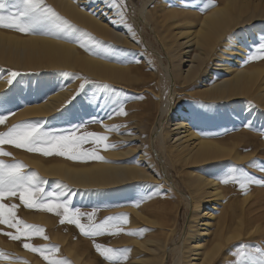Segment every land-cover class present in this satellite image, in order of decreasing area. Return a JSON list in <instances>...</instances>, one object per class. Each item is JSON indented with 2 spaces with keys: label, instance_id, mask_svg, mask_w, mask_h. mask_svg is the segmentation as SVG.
Masks as SVG:
<instances>
[{
  "label": "rangeland",
  "instance_id": "374dc122",
  "mask_svg": "<svg viewBox=\"0 0 264 264\" xmlns=\"http://www.w3.org/2000/svg\"><path fill=\"white\" fill-rule=\"evenodd\" d=\"M124 2L126 4L124 18L117 16L115 24L111 27L114 31L123 33V37H117L113 34L101 35L75 21L62 10L58 0H45L47 6L53 8L81 32L89 33L91 37H85L87 48L81 47L74 40L65 39L62 34L56 38L75 45L81 54L93 55L118 64L124 68V75L112 79L87 73L78 66L23 69L0 62V79H4L0 86V115L14 113L8 115L5 123L0 125V132H6L9 127L22 121L39 123L45 131H54L58 134L67 133L80 125L81 127L76 130L77 135L84 132L106 134L107 144L116 145L113 149L117 152L123 151L125 154L111 157L103 150V145L92 143L81 145V150H95L98 156L113 162L137 164L143 172L154 174L155 171L158 180L135 175L130 178L123 177L124 179L103 186L77 185L64 177L43 174L29 160L37 158L43 162L62 161L80 166L89 165L98 159L71 160L57 154L44 156L8 144L0 147L12 155L0 159L6 163L22 161L27 166L25 172L35 171L43 179L45 182L43 187L47 192L70 193L66 198L71 200L72 207L79 208L84 213L95 210L94 219L97 222L109 216L127 213L129 222L122 225L123 232L94 238L96 243L113 249H130L126 260L114 264H129L133 256L147 253L146 250L140 249L137 241L152 238L159 244L170 247L173 242L181 240L188 229L191 215V207L185 200V195H189L191 188L189 172L194 170L198 173L212 174L219 183L223 197L214 210L215 220L207 243L210 244L218 227H222L224 236L230 234L234 236L232 240L223 241L222 249L211 264H234L237 253L241 251L249 256H258L257 249H264V186L250 184L245 194L238 183L224 184L218 177L235 168V175L241 179L244 178L241 172L257 180L264 179L262 170L264 108L250 97L211 100L200 97L196 91L197 86L206 83V75L212 73L210 82L224 75L222 71L215 69L214 64L216 62L225 64L230 58L236 57L229 48L234 46L232 38L238 34L241 36L237 41L245 46L242 65L256 66L264 70V59L248 60V54L256 48L261 39H264V14L258 18L251 17L232 28L217 44L214 56L203 66L202 69L203 71L205 69L207 74L202 73L197 82L189 85L180 86L182 84L176 80L174 95L172 85L167 79V71H171L177 63V53L181 49L171 36L179 26L174 24L175 19H185L181 24L189 26V20L197 21V15L222 5L225 0H183L180 3L153 0L149 5L148 24L143 26L138 13L142 0ZM166 9L175 12L169 13ZM0 30L26 35L12 29ZM164 45L169 47V51ZM185 64H182V70L186 68ZM11 72H17L19 75L9 85L7 81ZM81 85L84 86L83 92L80 91ZM66 88L69 90L68 96L53 110L46 113L23 114L26 103L31 106L36 102L45 101L50 94ZM73 96H76L75 100H72ZM97 100L99 103H96ZM114 101L123 103L127 115L113 114L109 118V114L116 106ZM169 102L172 103L170 108L167 107ZM174 103L184 108L191 119V124L201 136L224 142L233 148V152L239 151L242 159L235 160L227 156L189 165L187 162L173 159L172 156L168 157L162 140L158 137L159 133L156 132L162 130V127L166 128L169 121L175 118ZM156 123L158 127L154 129ZM112 125L121 127L118 131H108L105 127ZM142 150L147 154L149 165L139 160ZM253 160L256 161L254 165L250 163ZM138 200L141 201L139 206H134ZM4 203L18 205L16 209L18 218L28 224L42 226L48 239L33 237L28 241H24L23 238L12 240L7 235L0 234V250L9 256V259H0V264H24V261H27V264H47L39 253L24 249L23 242L35 246H60L56 255L67 259L70 264H77L74 260V250L78 251L89 264H109V261L96 251L93 238L82 235L75 225L61 224L60 217L53 213L26 208L18 196L8 197ZM135 209L140 212L139 215L133 212ZM81 222L87 224V218L83 217ZM130 231L137 234H126ZM0 232L15 233V229L0 225ZM158 250L153 254L161 252V249ZM174 256L175 252L164 254V264H175Z\"/></svg>",
  "mask_w": 264,
  "mask_h": 264
},
{
  "label": "bare ground",
  "instance_id": "6f19581e",
  "mask_svg": "<svg viewBox=\"0 0 264 264\" xmlns=\"http://www.w3.org/2000/svg\"><path fill=\"white\" fill-rule=\"evenodd\" d=\"M58 1L62 10L68 16L93 31L101 33V35L113 34L117 37H123V33L111 29L116 22V17L119 15L116 10L106 6L102 0ZM152 1L142 0V4L138 7L141 26L148 24L150 16L149 5ZM165 1H172L173 3L183 2V0ZM167 9L166 12H175ZM262 14H264V0H225L222 5L215 6L202 15H197V21L189 20V26L181 24L185 19H175L174 24L179 26L171 36L176 39L174 41H176V45L178 43L177 46H180L181 49L177 53V63L171 71H167V79L173 88L172 93L176 95V80L182 84H179L180 86H183V84L189 85L197 82L202 73L207 74L205 69L203 71V66L206 65L207 60L214 56L217 44L220 43L224 36L230 33L229 31L232 28L251 17L258 18ZM240 36L238 34L232 38L235 44L232 48H229V51L235 53L236 57L230 58L229 62L225 64L219 62L214 64L215 69L222 71L224 75L211 82L209 80L212 78V73L208 74V76L206 75V83L199 85V87L197 86L196 92H198L200 97L211 100L250 97L264 108V70L256 66L244 67L242 65L245 46L243 47L241 42L237 41ZM246 36L248 35L246 34ZM165 47L169 51V47L167 45ZM0 62L14 68L23 69L52 68L57 66H75L74 68H76L78 66L87 71V73L111 78L123 77L125 71L118 64L107 62L100 57L81 54L75 45L59 38L41 33L19 35L2 30H0ZM184 63H186L184 65L186 68L182 70V64ZM2 80L4 81L3 78ZM2 80L0 79V86L2 85ZM68 94L69 90L66 88L50 94L45 101L36 102L31 104V106L26 103L22 112L27 115L46 113L61 104L60 102ZM171 106L172 103L169 102L167 107L170 108ZM173 106L175 118L169 121L166 128L162 127V130L156 132L159 133L158 137L161 138L168 157L172 156L173 159L187 162L189 165L205 163L227 156L235 160L242 159L239 151V153L237 151L233 152V148L227 146L224 142L221 143L215 139L201 136L191 124V119L186 111L183 110L184 108L175 103ZM157 123L154 129L158 127ZM106 136L108 137V135ZM104 143H108V141H104ZM103 150L111 157L125 154V152H117L113 148L107 150L104 148ZM139 160L149 165L147 154L143 150L139 155ZM29 161L37 166L43 174L64 177L77 185L103 186L116 180H121L123 177L130 178V176L135 175L158 180L155 171L154 174L143 172L137 164L121 161L113 162L109 159H104V161L108 162L98 159L89 165L80 166H74L62 161L43 162L37 158ZM189 175V186L191 188H189V195H185V200L191 207V215L188 229L183 234V238L178 242H173L170 247L165 244H159L156 239L152 238L137 241L140 249L146 250L147 253L133 256L132 259L130 258L129 264H164L163 256L168 252H175V264H211L219 250L222 249L223 241L232 240L234 235L224 236L222 227H218L210 244L207 243L215 220L214 210L222 199L223 192L220 191L219 183L212 174L190 170ZM133 212L137 215L140 214L136 209ZM158 249H161V252L154 255L153 253L159 251ZM134 252L137 253L135 250ZM73 255L77 264H89L81 257L78 251L74 250Z\"/></svg>",
  "mask_w": 264,
  "mask_h": 264
},
{
  "label": "snow or ice",
  "instance_id": "6c2138e0",
  "mask_svg": "<svg viewBox=\"0 0 264 264\" xmlns=\"http://www.w3.org/2000/svg\"><path fill=\"white\" fill-rule=\"evenodd\" d=\"M102 2L116 10L121 19L124 18L126 8L124 0H102ZM0 28L16 30L26 35L41 32L57 37L62 34L65 39L74 40L83 48L88 47L85 37L91 38L89 33L81 32L70 21L47 6L45 0H0ZM257 59H264V39H261L256 48L248 54L249 61ZM18 75L17 72H11L7 83L11 85ZM83 90L84 86L81 85L80 91L83 92ZM79 94L80 92L77 93V95ZM75 99L76 96H73L72 100ZM96 103L99 101L97 100ZM113 103L116 106L109 114V118L113 114L127 115L122 102L114 101ZM12 114L14 113L0 115V125H3L8 115ZM80 127L77 125L67 133L58 134L54 131H45L39 123L22 121L9 127L6 132H0V146L8 144L28 152L39 153L44 156L57 154L71 160L99 159L104 161V157L98 156L95 150H81V145L85 143L103 145L106 150L115 148L116 145L104 143L108 137L101 133L84 132L77 135L76 130ZM105 127L108 131H118L121 126ZM11 155L10 152L0 147V157ZM250 163L254 165L256 161L253 160ZM26 167L22 161L6 163L0 159V225L15 229V233L0 232V234L7 235L12 240H22L23 238L24 241H28L33 237L48 239L42 226L28 224L18 218L16 212L18 205L4 203L8 197L18 196L26 208L53 213L60 217L61 224L75 225L82 235L92 237L96 251L109 261V264L127 259V253L130 249H113L96 243L94 239L101 235H116L123 232L122 225L129 222L127 213L109 216L97 222L94 219L95 210L84 213L79 208H73L71 200L66 198L70 193L47 192L43 187L45 182L38 173L35 171L25 172ZM262 170H264V165H262ZM235 173L236 169L233 168L218 179L224 184L238 183L245 194L250 184L264 186V179L257 180L243 172H241V176L244 178L241 179ZM140 202V200L136 201L134 206L138 207ZM83 217L87 218V224L81 222ZM126 234L136 235L137 233L130 231ZM22 246L26 250L39 253L47 264H70L67 259L56 255L59 252V246H35L29 242H23ZM257 252L259 253L258 256H249L243 251L237 253L234 264H242V262L243 264H264V249H257ZM0 259H9V256L0 250ZM24 264H27V261H24Z\"/></svg>",
  "mask_w": 264,
  "mask_h": 264
}]
</instances>
